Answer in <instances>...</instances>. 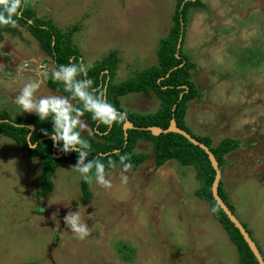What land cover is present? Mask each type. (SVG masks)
<instances>
[{"label": "rangeland", "instance_id": "rangeland-1", "mask_svg": "<svg viewBox=\"0 0 264 264\" xmlns=\"http://www.w3.org/2000/svg\"><path fill=\"white\" fill-rule=\"evenodd\" d=\"M26 1L64 30L81 27L74 42L87 64L117 50L116 83L157 64L160 40L174 26L177 7V0ZM201 1L207 9L190 10L184 46L198 65L193 80L200 94L189 104L186 123L196 135L210 136L213 146L226 138L242 142L226 156L222 181L264 253V0ZM18 31L0 41V112L12 119L31 114L14 102L29 80H40V95H61L47 86L56 67L51 56L27 27ZM24 64L47 77L31 74ZM122 103L138 113L160 108L155 93L129 94ZM82 119L83 133L91 134ZM135 151L148 158L125 173L127 184L117 167L108 172L111 189L93 183L92 198L81 202L83 179L70 163L56 170L52 192L38 200L42 158L0 134V264H240L210 204L196 194V168L176 160L158 167L153 143L145 139ZM78 210L92 228L85 240L64 222L69 211Z\"/></svg>", "mask_w": 264, "mask_h": 264}, {"label": "trees", "instance_id": "trees-1", "mask_svg": "<svg viewBox=\"0 0 264 264\" xmlns=\"http://www.w3.org/2000/svg\"><path fill=\"white\" fill-rule=\"evenodd\" d=\"M197 7L207 9V5L201 0H177L173 17L175 24L169 34L160 40L156 65L137 72L135 76L120 83L115 82L120 62L117 50L112 51L102 61L91 66L87 78L94 82L92 90L96 93L103 90L106 99L119 111L126 113V120L122 123H115L109 128L93 120L91 113L86 112L82 118L87 121L92 133L82 132V136L91 145L89 159L96 157L102 159L106 164L107 172L116 169L107 168L108 160H114L117 167H122L119 165L120 155L130 157L133 164L132 169H137L143 164L148 156L135 151L141 139L153 143L154 158L158 167L172 160L179 161L184 166H194L197 170V178L201 182V187L196 194L210 204L214 217L222 224L231 241L237 247L240 264H260L240 230L231 222L213 196L212 186L216 172L208 154L181 134L167 133L155 136L147 130V128L155 126L167 129L172 119H175L181 129L211 149L217 158L220 169L228 164L226 156L242 145L239 140L226 138L217 146H213V139L210 136L196 135L186 123L189 104L200 96L198 86L193 80V70H197L198 65L184 50L187 27L190 22V10ZM17 19L15 27L0 26V41L4 40L5 33L15 36L19 33V26L27 27L31 35L40 43L42 50L51 56L56 67L70 63L83 62L87 64L79 46L74 42V35L81 30L80 26L76 25L64 30L53 20L39 17L27 1L22 15ZM179 44H181L180 48ZM47 86L61 95H69L64 91L63 84L53 80L52 77L47 80ZM133 93L149 95L155 93L160 100V108L154 113L131 112L124 107L122 98ZM73 102L78 107L82 106L78 101L74 100ZM127 121L132 122L136 129H130L126 138L124 125ZM30 125H34L35 129L31 130ZM52 128L50 119L41 121L34 113L26 117L18 116L12 119L7 112H0V134L14 140L29 156L41 157L43 160L42 185L37 192L38 200L52 192L53 175L56 170L70 163L77 164L78 160V153L65 154L59 151L49 136L44 134L43 130L50 133ZM32 145L35 147L33 148ZM91 186L92 184L82 180L81 202L92 198ZM219 195L236 214V207L230 203L222 180L219 186ZM243 225L245 226V224ZM245 228L247 229L246 226ZM262 254L264 257L263 252Z\"/></svg>", "mask_w": 264, "mask_h": 264}, {"label": "clouds", "instance_id": "clouds-1", "mask_svg": "<svg viewBox=\"0 0 264 264\" xmlns=\"http://www.w3.org/2000/svg\"><path fill=\"white\" fill-rule=\"evenodd\" d=\"M26 7V0H0V26L15 27L18 17ZM48 70V66H44ZM90 64H61L50 69L53 80L62 83L64 91L69 95H40L39 79L29 80L15 96V104L23 113H34L41 121L52 122L53 128L49 136L54 146L61 152L78 153L77 164L72 168L80 174L88 184L95 183L104 189H111L113 181L106 171V164L99 157L89 159L91 145L84 139L82 132L87 124L82 119L84 114L91 113L92 119L111 128L115 123L126 120V113L119 111L106 99L103 90L98 93L92 90L93 80L87 78ZM78 101V107L73 101ZM120 182L127 184L129 176L125 173L132 170L133 164L127 155L119 156ZM108 169L117 168L114 160H108ZM66 207L70 205L66 204ZM215 211V209H213ZM65 226L79 240H85L92 232L88 222L82 217L80 210L69 211L64 217Z\"/></svg>", "mask_w": 264, "mask_h": 264}, {"label": "water", "instance_id": "water-1", "mask_svg": "<svg viewBox=\"0 0 264 264\" xmlns=\"http://www.w3.org/2000/svg\"><path fill=\"white\" fill-rule=\"evenodd\" d=\"M190 1H196V0H190ZM181 41H182V38L180 39V43H181ZM180 46H181V44H179V48H180ZM29 128L31 130L35 129L34 125H30ZM130 129H136V127L132 124V122L127 121L124 125L126 138L128 137V131ZM147 130L150 131L155 136H159L161 134H167V133L181 134L184 137H186L190 142H192L194 145L201 147L208 154L209 159L212 163V166L216 172L215 180H214L213 186H212V192H213V196H214L216 202L221 207V209L226 213V215L231 220V222L234 223V225L240 230L245 241L248 243L250 249L254 253V255L257 258V260L259 261V263L264 264V257H263L262 251L259 248L258 244L253 239V237L251 236L249 231L245 228V226L240 221L238 216L232 212V210L229 208V206L225 203V201L219 195V186H220V183L222 180V172H221V169L219 167V163L217 161V158L214 155V153L211 151V149L208 146H206L205 144L198 141L196 138H194L187 131L181 129L178 126L177 121L175 119H172L170 126L167 129H163L161 127L155 126V127H149V128H147ZM32 147L34 148L35 145H32Z\"/></svg>", "mask_w": 264, "mask_h": 264}, {"label": "crops", "instance_id": "crops-1", "mask_svg": "<svg viewBox=\"0 0 264 264\" xmlns=\"http://www.w3.org/2000/svg\"><path fill=\"white\" fill-rule=\"evenodd\" d=\"M32 61H35V59H31ZM19 67V66H18ZM25 69H27L26 67H29V66H25V64H24V66H23ZM29 72L31 73V74H33V73H35V72H37L41 77H42V75L45 73L42 69L41 70H39V68H37V69H35L34 68V66H31V67H29ZM13 71H18L17 70V68H16V70H13ZM35 71V72H34ZM41 71H43V72H41ZM33 72V73H32Z\"/></svg>", "mask_w": 264, "mask_h": 264}, {"label": "flooded vegetation", "instance_id": "flooded-vegetation-1", "mask_svg": "<svg viewBox=\"0 0 264 264\" xmlns=\"http://www.w3.org/2000/svg\"><path fill=\"white\" fill-rule=\"evenodd\" d=\"M43 75L47 77V74L44 73Z\"/></svg>", "mask_w": 264, "mask_h": 264}]
</instances>
